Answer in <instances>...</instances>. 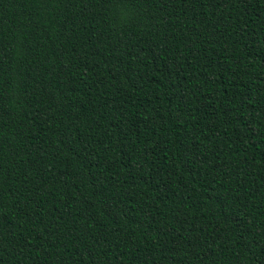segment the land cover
<instances>
[{"label":"trees","instance_id":"16d2710c","mask_svg":"<svg viewBox=\"0 0 264 264\" xmlns=\"http://www.w3.org/2000/svg\"><path fill=\"white\" fill-rule=\"evenodd\" d=\"M0 264H264V0H0Z\"/></svg>","mask_w":264,"mask_h":264}]
</instances>
